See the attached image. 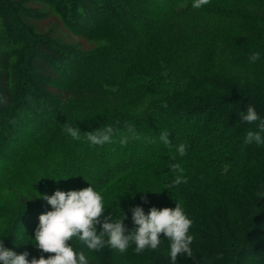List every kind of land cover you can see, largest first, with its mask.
<instances>
[{
  "label": "trees",
  "instance_id": "trees-1",
  "mask_svg": "<svg viewBox=\"0 0 264 264\" xmlns=\"http://www.w3.org/2000/svg\"><path fill=\"white\" fill-rule=\"evenodd\" d=\"M27 1L0 0L4 246L33 253L38 217L51 210L39 193L101 192L128 172L145 174L134 178L142 188H126L112 220L123 213L131 219L135 206L147 214L180 203L194 239L192 258L181 255L176 264H264V142H244L248 131L264 141V0H211L200 9L193 0H142L151 18L134 0ZM46 18L48 30L38 26ZM64 33L88 47L65 41ZM254 52L259 59L251 62ZM247 105L259 116L252 124L241 119ZM66 124L80 129V140ZM107 125L112 143L86 140L85 132ZM178 175L187 183L174 186ZM138 257L171 264L169 241L161 236L156 250Z\"/></svg>",
  "mask_w": 264,
  "mask_h": 264
},
{
  "label": "clouds",
  "instance_id": "clouds-1",
  "mask_svg": "<svg viewBox=\"0 0 264 264\" xmlns=\"http://www.w3.org/2000/svg\"><path fill=\"white\" fill-rule=\"evenodd\" d=\"M210 2L211 0H193L192 7L200 9ZM258 59V52L252 53L249 57L251 62ZM163 107H167V104L165 103ZM241 119L245 123L252 124L259 119V116L253 106L247 105L246 114L242 115ZM125 127L131 138L140 139L133 125L127 124ZM65 128L72 139H81L79 128L70 124H66ZM260 128L264 130V123H261ZM85 133V138L90 144L102 146L113 142L114 128L107 125L103 129L96 128ZM168 135L167 131L160 133V140L166 146L171 144ZM128 139V136H124L119 142L121 145H126ZM244 142L260 144L264 141L259 132L248 131ZM186 149L185 144H180L177 147L179 156H185ZM170 168L179 173L183 172L178 163L170 164ZM181 183H187V178L178 175L173 185L179 186ZM39 197L47 201L51 210L39 215L34 244L43 253L49 255L47 258L41 255L39 258L29 260L27 251L17 254L0 241V264H88L84 253L77 252L72 247L70 242L74 239L81 241L91 251H99L108 246L125 253L130 244H134V252L140 254L146 249L156 250L163 236L169 241L171 264H176L181 255L192 257L190 245L194 237L190 234V228L193 221L186 215L180 203H175L174 208L152 207L147 214L142 207H133L131 219L135 227L128 230L123 222L126 218L124 213L115 221L112 220L111 214L104 216L103 196L91 186L80 190H55L52 195L39 193ZM97 225L101 226L99 231Z\"/></svg>",
  "mask_w": 264,
  "mask_h": 264
},
{
  "label": "rangeland",
  "instance_id": "rangeland-1",
  "mask_svg": "<svg viewBox=\"0 0 264 264\" xmlns=\"http://www.w3.org/2000/svg\"><path fill=\"white\" fill-rule=\"evenodd\" d=\"M130 3L131 0H112V2L114 4H123V3ZM140 5L137 6V8L139 9L138 12L140 14H148L149 12V18L152 17L151 12L148 9H145V7H143L142 4V0H134V3L136 2ZM34 0H28L26 3L29 6L35 7L33 6L35 3ZM117 6V5H114ZM38 26L42 29H50V21L49 18L40 20L38 23ZM59 27V26H57ZM52 31V30H50ZM62 31H57L56 34H61ZM65 35H63V39L65 41H71V40H75L77 41V43H79L80 47H88L87 43L84 42V40H78L75 37H73L72 35L68 34V33H64ZM84 75L86 78H90V76L88 74H82ZM84 76H82V78H84ZM99 80H101L100 78H98ZM131 156V152L129 153ZM129 156V155H128ZM125 153L124 155V160L127 159L128 157ZM145 176V174L143 175L142 173L140 174H131L128 172H125L124 174L119 175V177L116 179V181L114 182V184L112 186L109 185L108 188L104 189L103 191H101L100 193L103 196L104 199V205H105V212H104V216H108L109 214L112 213V211L114 212V216L116 215L117 211L119 209H122V204H123V198L122 195L127 193V187L128 186H132L133 187V191L135 190H140L142 188V186L140 185V182H135L134 178L136 177L139 181H141L143 179V177ZM138 186L137 189H135V187ZM72 190H77V189H72ZM115 200V205L113 206L112 203ZM160 207V205H159ZM163 207H169V206H163ZM124 222V221H123ZM126 222H124L125 226L127 227L128 230H130V228L132 226L135 227V225L132 222V219L126 218ZM101 228L100 225H97V230L99 231ZM71 245L74 248L75 251L77 252H83L85 257L87 258L88 262L90 263H101V264H142L140 263L141 261V257H138V254H136L134 252V244H130L128 250L125 253H120L119 251L110 248L108 246H105L104 248L100 249L99 251H91L87 248V246L85 244H83L81 241H79L78 239H74L73 241H71ZM35 240H31L30 244H31V248L33 250V253L31 255H28L27 259L31 260L33 258H39L41 255L45 256V254L48 253H43L41 250H39L36 246H35ZM49 255V254H48ZM192 257H189V259H191Z\"/></svg>",
  "mask_w": 264,
  "mask_h": 264
}]
</instances>
